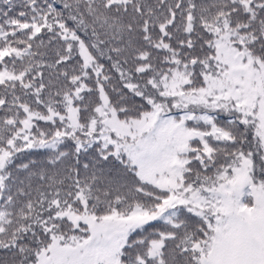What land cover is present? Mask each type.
Masks as SVG:
<instances>
[{"label": "snow or ice", "instance_id": "snow-or-ice-1", "mask_svg": "<svg viewBox=\"0 0 264 264\" xmlns=\"http://www.w3.org/2000/svg\"><path fill=\"white\" fill-rule=\"evenodd\" d=\"M0 264H264V0H0Z\"/></svg>", "mask_w": 264, "mask_h": 264}]
</instances>
